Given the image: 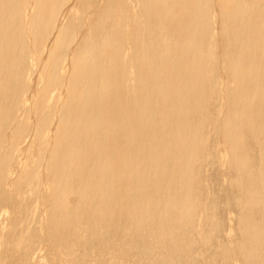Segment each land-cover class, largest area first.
Wrapping results in <instances>:
<instances>
[{"label":"bare ground","instance_id":"obj_1","mask_svg":"<svg viewBox=\"0 0 264 264\" xmlns=\"http://www.w3.org/2000/svg\"><path fill=\"white\" fill-rule=\"evenodd\" d=\"M0 264H264V0H0Z\"/></svg>","mask_w":264,"mask_h":264}]
</instances>
